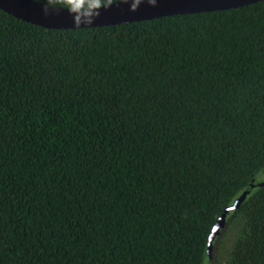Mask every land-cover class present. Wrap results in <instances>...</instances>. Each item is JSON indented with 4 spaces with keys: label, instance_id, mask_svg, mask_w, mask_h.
<instances>
[{
    "label": "trees",
    "instance_id": "trees-1",
    "mask_svg": "<svg viewBox=\"0 0 264 264\" xmlns=\"http://www.w3.org/2000/svg\"><path fill=\"white\" fill-rule=\"evenodd\" d=\"M0 264H264V0L75 30L0 11Z\"/></svg>",
    "mask_w": 264,
    "mask_h": 264
},
{
    "label": "water",
    "instance_id": "water-1",
    "mask_svg": "<svg viewBox=\"0 0 264 264\" xmlns=\"http://www.w3.org/2000/svg\"><path fill=\"white\" fill-rule=\"evenodd\" d=\"M262 0H117L95 8L66 9L33 0H0V11L22 22L53 30H75L115 26L176 15L207 13L241 8ZM260 183L259 186H262ZM243 191L219 215L206 248L209 256L211 241L223 224L225 215L245 198Z\"/></svg>",
    "mask_w": 264,
    "mask_h": 264
}]
</instances>
